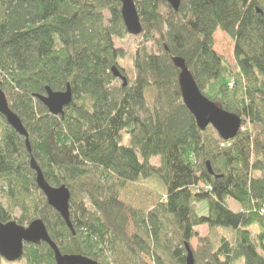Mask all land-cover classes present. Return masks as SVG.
<instances>
[{"label":"trees","instance_id":"trees-1","mask_svg":"<svg viewBox=\"0 0 264 264\" xmlns=\"http://www.w3.org/2000/svg\"><path fill=\"white\" fill-rule=\"evenodd\" d=\"M133 1L143 44L129 82L114 44L128 35L119 0H0V89L31 148L0 115V222L41 219L62 255L98 264H186V245L194 264H264V177L253 176L264 173V0H180L177 10L166 0ZM217 30L233 41L236 74L214 51ZM173 57L209 101L241 119L233 139L197 127ZM68 84L72 100L53 116L36 96ZM31 157L50 186L70 191L74 234L36 186ZM149 178L162 190L151 188L147 211L130 190ZM200 202L206 215L197 214ZM219 229L231 236L215 243ZM23 259L55 264L45 243L25 245Z\"/></svg>","mask_w":264,"mask_h":264},{"label":"water","instance_id":"water-1","mask_svg":"<svg viewBox=\"0 0 264 264\" xmlns=\"http://www.w3.org/2000/svg\"><path fill=\"white\" fill-rule=\"evenodd\" d=\"M119 2L121 4V17L126 33L134 37L141 35L142 27L134 1L119 0ZM166 2L174 10H177L180 0H166ZM172 62L179 70L178 85L182 103L194 117L197 127L203 131L208 126H211L221 140L228 141L233 139L240 131V118L222 110L200 93L183 59L173 57ZM111 71L114 77L120 78L123 82V87H125L127 84L126 78L119 74V70L115 66L112 67ZM66 87L65 91L59 92H54L50 88H46L45 94L36 96V99L53 116H63L64 109L72 100L69 84ZM0 115L9 127L25 138L27 150L30 152L31 148L27 132L18 116L11 111L7 97L1 89ZM29 166L35 172L36 186L43 193L48 206L61 216L66 226L74 234L70 221V191L65 186L57 188L49 187L33 157L30 158ZM41 243L47 244L53 251L55 264H98L96 261L81 255H62L56 244L50 239L41 219L32 221L27 227H22L16 222H8L6 224L0 222V257L5 261L15 262L21 259L24 254L25 244L39 245ZM186 250V264H194L192 251L187 245Z\"/></svg>","mask_w":264,"mask_h":264},{"label":"rangeland","instance_id":"rangeland-1","mask_svg":"<svg viewBox=\"0 0 264 264\" xmlns=\"http://www.w3.org/2000/svg\"><path fill=\"white\" fill-rule=\"evenodd\" d=\"M216 34H218V35L216 36V38H214V47H213L214 51L217 55L221 56L224 59L225 63L230 67L231 72H233V74H236L237 69H236L234 55H233V48H234L233 41L226 34L222 33L219 30H217V32L214 34V36ZM114 44H115V47L117 49H120L125 53L124 57L117 60V64L120 68H122L124 70V73H125V76L127 77V80L129 82H132L135 78V71L133 68L134 53H135L136 48L140 44H143V39L140 36L134 37V36L127 35L123 39H114ZM145 45L149 51H151L153 53H157L158 46H156L153 43H148ZM121 83L122 82L118 79L117 84H121ZM1 127L2 126L0 123V134L2 132ZM242 129L250 130L251 126L248 125V123L246 122L245 125L242 127ZM257 130L259 131V129H257ZM24 140H25V138H24ZM122 144L123 145L128 144V139L126 137L123 138ZM150 163L153 166H159L160 160H159V158H154V159H151ZM253 176L256 178L257 177L259 178L262 176L264 177V173L255 172L253 174ZM143 186H146V187L149 186L150 188L146 189ZM151 188H153V189L158 188V189L162 190L158 184V181H156L153 178H149L148 180H142V182L139 185L136 184L134 186V188H133L134 190H130L134 194L135 199L137 198L138 201H140V202L144 201V200H145V202H147V205L145 206V210H147V211L149 209H152V207H154V205H151L152 200L149 202L146 200L147 197L153 198L155 191H151ZM149 191H150V193H149ZM2 202H4V201H2ZM227 206L234 212L240 211V206H238V204H236L232 200H228ZM254 211L258 212L257 209L253 210V212ZM207 212L208 211H207L206 203L200 202L198 204V207H197V214L198 215H206ZM18 214L16 216H18ZM196 231L198 232L199 237H205L208 233V230L206 227H198ZM215 231L218 232L219 234H217ZM215 231H212L210 234V237L215 241V243H217L218 238L220 235H222V233H225V235H227V236H231L228 233L227 229H219V230H215ZM198 239L199 238H195L191 242V247L194 250H196L199 247ZM0 264H26V261L23 259V256H22L21 259L15 261V262H7V261L2 260ZM238 264H241V263H238Z\"/></svg>","mask_w":264,"mask_h":264},{"label":"built area","instance_id":"built-area-1","mask_svg":"<svg viewBox=\"0 0 264 264\" xmlns=\"http://www.w3.org/2000/svg\"><path fill=\"white\" fill-rule=\"evenodd\" d=\"M229 86H232V84H230ZM259 214L262 215V216H264V204L259 209Z\"/></svg>","mask_w":264,"mask_h":264},{"label":"bare ground","instance_id":"bare-ground-1","mask_svg":"<svg viewBox=\"0 0 264 264\" xmlns=\"http://www.w3.org/2000/svg\"><path fill=\"white\" fill-rule=\"evenodd\" d=\"M119 74L121 75V73L119 72ZM122 76V75H121ZM120 79V78H119ZM201 93V92H200ZM202 94V93H201ZM203 95V94H202ZM204 96V95H203ZM205 97V96H204ZM206 98V97H205ZM238 117V116H237ZM241 120V119H240ZM241 126H242V122H241ZM240 130H241V127H240ZM49 187H51V188H55V187H52V186H50L49 185ZM61 187V186H60ZM41 192V191H40ZM42 193V192H41ZM42 195H43V193H42ZM44 197V196H43Z\"/></svg>","mask_w":264,"mask_h":264},{"label":"flooded vegetation","instance_id":"flooded-vegetation-1","mask_svg":"<svg viewBox=\"0 0 264 264\" xmlns=\"http://www.w3.org/2000/svg\"><path fill=\"white\" fill-rule=\"evenodd\" d=\"M220 31V30H219ZM10 222H15V221H10ZM29 225V224H28ZM28 225L22 226V227H27ZM27 245V244H25ZM1 258V257H0ZM22 258V257H21ZM1 260H4L3 258H1ZM5 261V260H4Z\"/></svg>","mask_w":264,"mask_h":264},{"label":"crops","instance_id":"crops-1","mask_svg":"<svg viewBox=\"0 0 264 264\" xmlns=\"http://www.w3.org/2000/svg\"><path fill=\"white\" fill-rule=\"evenodd\" d=\"M216 32H217V31H216ZM216 32H215V33H216ZM227 202H228V201H227Z\"/></svg>","mask_w":264,"mask_h":264}]
</instances>
